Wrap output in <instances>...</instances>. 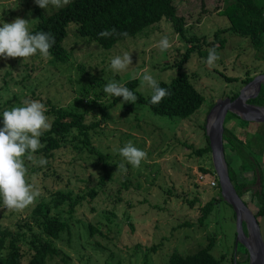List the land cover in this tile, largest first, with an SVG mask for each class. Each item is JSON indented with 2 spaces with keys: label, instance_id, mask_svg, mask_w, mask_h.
<instances>
[{
  "label": "rangeland",
  "instance_id": "obj_1",
  "mask_svg": "<svg viewBox=\"0 0 264 264\" xmlns=\"http://www.w3.org/2000/svg\"><path fill=\"white\" fill-rule=\"evenodd\" d=\"M173 1L178 15L185 19L188 36H197L208 43L207 46L202 44L205 51L210 43L222 45L224 42L214 67L209 68L205 63L207 58H201L195 52L182 69L205 102L193 116L181 119L155 115L147 104L123 101L113 109L112 120L92 133L94 146L112 155L110 168L113 174L122 160L118 149L128 142L145 151L147 158L139 168L126 164V172L113 175L106 188L99 190L98 197L88 199L74 214L68 213L67 206L54 211L71 225L70 232L56 242V246L71 257V264H169L172 254L196 253L207 247L210 240L214 241L212 255L223 258V264H233V260L237 264H246V249L241 243L237 244L235 211L225 200H220L219 181L217 187H211V179H216V175L201 172V169H212V155L197 158L194 150L207 145L205 135L211 107L219 100L240 93L246 86L242 81L248 77L264 74V47L259 49L250 39L229 30V19L222 13L224 0ZM37 7L35 0H0V26L3 22L22 18L30 22L31 30L38 21ZM54 9L49 5L43 10ZM74 31L71 30L65 41V47L71 53L68 63L52 65L47 58L37 55L26 63L23 58H3L0 61V105L11 102V109L22 106L24 100H39L43 104L51 101L64 108H74L82 101L79 106H84L96 97L80 93L83 83L90 84L94 90L97 88L99 101L108 103L114 97L101 96L104 87L100 89L96 83L104 75L107 77L105 85L109 82L123 85L138 78L139 91L150 97L152 90L137 74L147 69L157 83H168L177 76L175 65L188 49V44L166 19L146 29L141 36L119 42L110 51H104L94 42H86ZM165 35L172 47L161 52L156 45ZM124 52L131 55L132 64L126 71L114 72L110 59ZM32 64L40 69L28 76ZM81 66L91 67L92 71L87 74ZM46 108L45 114L51 123L50 107ZM242 124V120L234 117H229L227 122L237 134L241 131L237 126ZM258 124H248L247 132L255 133L261 141L264 123ZM254 146L257 148V144ZM227 149L230 161L234 162L233 168L240 170L241 161L230 151L228 144ZM257 152L260 157L261 150ZM261 157L260 162L264 165V156ZM47 161L48 165L39 166L25 157L27 179L36 184L41 194L23 212H10L0 207V226L16 229L18 223L30 220L38 201L50 203L58 191L77 196L98 185L103 164L95 165L86 154L78 157L64 149ZM243 175L252 177V173ZM125 176L130 178L129 189L122 185ZM213 199L217 201L214 210L201 224V209ZM243 199L252 210L259 207L252 201L251 194L247 193ZM259 224L264 243V217L259 218ZM90 225L98 229L97 233L89 234ZM27 233L29 238L30 232ZM23 250L26 253L23 263L27 264L29 248L23 245ZM59 262L60 257H56L49 264Z\"/></svg>",
  "mask_w": 264,
  "mask_h": 264
},
{
  "label": "trees",
  "instance_id": "obj_2",
  "mask_svg": "<svg viewBox=\"0 0 264 264\" xmlns=\"http://www.w3.org/2000/svg\"><path fill=\"white\" fill-rule=\"evenodd\" d=\"M224 3L225 8L222 13L229 19V30L236 35L250 39L257 48L263 49L264 1L224 0ZM35 13L38 16V21L29 31L32 34L41 31L51 33L56 40L47 58L48 63L52 65L69 62L71 53L65 47V41L72 29L75 30L74 32L78 37L86 42L90 44L94 42L104 51H110L119 42L136 38L138 35L141 36L151 26L159 24L163 19L168 20L172 24L175 33L188 44L185 56L175 65L178 70L177 76L168 83H158L160 87L166 88L171 95L165 97L159 104L153 105L150 102L151 96L145 97L139 91L140 80L138 78L126 81L123 86L134 92L137 96L136 103L147 104L150 110L158 116L187 119L197 113L203 106L205 102L204 96L190 82L189 77L182 73V69L192 53L196 52L201 58H207L209 49L215 48L218 54L220 48L224 46V42H221L222 45H218L215 42L210 43L208 45L209 49L205 51L202 44L207 46L208 43L205 42V39L203 40L197 36H188L185 19L178 15V10L173 0H71L70 4L49 12L37 7ZM113 28L116 29V35L108 38H102L98 35L104 30L110 31ZM124 32L128 35H119V33ZM218 34L219 32L216 38ZM201 40L203 43H201ZM217 40L219 41V39ZM37 57H41L39 53ZM2 59L0 58V61ZM36 66L35 64L30 66L28 76L40 69ZM80 68L87 74L92 71L91 67L81 66ZM100 77L96 83L97 87L101 89L105 86L107 77L105 75ZM253 79V77H248L242 83L247 85ZM232 80L238 81L237 79ZM96 89L94 90L90 84L83 83L80 93L85 96L93 94L96 97L94 100H88L84 106H79L82 101H78L79 105L75 106L76 108L60 107L51 103V101L44 104L46 107H50L48 114L51 116V129L40 137L42 147L34 155L37 158L43 156L46 160H52L56 152L64 149L72 151L74 156L78 157L86 154L87 158L93 160L95 165L103 164L97 187L77 196L72 193L58 191L50 203L46 200L38 201L32 209L30 220L25 221L23 224L18 223L16 229L0 226V264H24L26 253L23 250V245L27 246L30 252L27 264H49L56 257H60V262L57 264H71V257L56 246V242L64 234L70 232L71 225L54 211L67 206L68 213L74 214L77 208L88 199L95 200L100 193L99 190L105 189L107 184L113 179V171L110 168V162L113 157L111 154H106L94 146L92 133L96 129L101 128L104 123L112 120L113 109L123 102V98L114 97L108 103L100 102L98 97L100 94L97 93ZM91 90L93 91L91 92ZM101 96L107 95L103 93ZM238 96L239 92L231 96V99L234 100ZM14 100H17V97H14ZM10 103H6L4 106L0 105V127H3L2 113L5 110H10ZM249 103L264 107V85L261 86L258 95L249 100ZM229 117L241 119L229 113L225 121V153L230 177L242 199L244 195L249 193L252 201L258 203L259 207L252 210L248 202L243 199L259 221V218L264 217V165L260 162L261 156H264V139L259 141L255 137L256 134H249L247 129L249 128L248 124H260L242 120L245 125L237 126L241 128V131L239 130L240 133L237 134L234 128L227 126ZM205 137L207 145L204 148L194 150L197 158H202L208 154L211 155L207 133ZM227 144L230 147V151L235 153L241 161L240 170L233 168L234 162L230 161L227 155ZM256 144L257 148L254 146ZM257 150H261L260 157ZM201 172L204 175H216L213 165L212 169H201ZM245 173H252V177H246L243 175ZM122 185L123 188L129 189L131 185L130 178L125 176ZM220 200L223 201L221 195ZM216 202L213 199L201 209L202 216L199 220L201 224H204L212 213ZM88 230H90V235L98 231L91 225ZM27 232H30L29 238L27 237ZM213 247L214 241L210 240L207 247L196 253L186 256L174 253L170 257L169 264H223V258L217 259L212 255ZM245 253L247 254L246 264H249L248 251L245 250ZM235 261L233 260V264Z\"/></svg>",
  "mask_w": 264,
  "mask_h": 264
},
{
  "label": "clouds",
  "instance_id": "obj_3",
  "mask_svg": "<svg viewBox=\"0 0 264 264\" xmlns=\"http://www.w3.org/2000/svg\"><path fill=\"white\" fill-rule=\"evenodd\" d=\"M70 2L71 0H35L41 9H47L49 5L62 8ZM29 24L28 20L22 18H17L11 23L3 22L0 26V58L6 60L23 58V63H26L29 58L38 53L45 59L49 57L50 49L56 43L55 37L43 31L32 34L29 31ZM116 34V29L113 28L110 31L104 30L98 35L108 38ZM119 35L127 36L128 34L124 32ZM156 46L164 52L170 49L172 44L165 35ZM219 58L216 49L211 48L208 50L205 63L212 68ZM131 64L132 58L128 52L110 59V67L114 72L126 71ZM137 76L141 77L143 84L152 90L151 104L157 105L171 95L166 88L159 86L147 69L138 73ZM103 91L108 97H122L124 103L135 104L137 101V96L132 90L117 82L107 83ZM46 112V106L39 100H24L22 106H15L2 113L3 127H0V202L2 203L0 207L7 211L23 212L33 205L41 194L36 184L27 179L25 157L39 166H46L48 163L43 156L37 159L34 155L42 147L40 137L51 129ZM118 152L122 160L117 165V172H126V164L139 168L141 162L147 158V153L133 146L131 142L119 148ZM216 178L218 181L217 175Z\"/></svg>",
  "mask_w": 264,
  "mask_h": 264
},
{
  "label": "water",
  "instance_id": "obj_4",
  "mask_svg": "<svg viewBox=\"0 0 264 264\" xmlns=\"http://www.w3.org/2000/svg\"><path fill=\"white\" fill-rule=\"evenodd\" d=\"M264 85V74L257 76L232 100H219L212 108L207 122L213 166L218 177L221 196L235 211L237 220V244H242L249 254V264H264V243L261 227L253 211L239 196L231 180L225 153V121L227 115L234 114L241 120L264 123V107L250 104ZM252 90L253 93H249ZM249 93V94H248ZM234 264H237L236 261Z\"/></svg>",
  "mask_w": 264,
  "mask_h": 264
},
{
  "label": "built area",
  "instance_id": "obj_5",
  "mask_svg": "<svg viewBox=\"0 0 264 264\" xmlns=\"http://www.w3.org/2000/svg\"><path fill=\"white\" fill-rule=\"evenodd\" d=\"M206 177V176H205ZM202 178L204 179V177L202 176ZM210 180V179H209ZM211 183H210V185H211V187H217V178L215 179H211Z\"/></svg>",
  "mask_w": 264,
  "mask_h": 264
},
{
  "label": "bare ground",
  "instance_id": "obj_6",
  "mask_svg": "<svg viewBox=\"0 0 264 264\" xmlns=\"http://www.w3.org/2000/svg\"><path fill=\"white\" fill-rule=\"evenodd\" d=\"M251 92V90H249V93Z\"/></svg>",
  "mask_w": 264,
  "mask_h": 264
}]
</instances>
